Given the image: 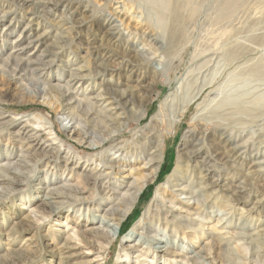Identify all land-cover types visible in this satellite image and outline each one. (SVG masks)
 Returning <instances> with one entry per match:
<instances>
[{
	"label": "bare ground",
	"instance_id": "1",
	"mask_svg": "<svg viewBox=\"0 0 264 264\" xmlns=\"http://www.w3.org/2000/svg\"><path fill=\"white\" fill-rule=\"evenodd\" d=\"M100 1L99 5H93L90 0H0V26L6 28L9 35L17 32L16 36L10 39L5 59L0 58V61L12 76L17 75L25 79L23 76L28 75L29 81L34 80L36 83L39 82V77L43 76L40 69L45 63L44 60L31 56V52L26 54L28 47L32 45L34 49L44 40L53 37L49 43L53 49L47 46L43 50L48 52L47 63H50L62 57L64 45L70 46L63 56L66 53L77 56L72 58L68 56L65 72L58 73L56 82L47 84L39 93L48 95L54 91L59 114L79 124L82 123L83 126L80 128L97 140L95 144H89L93 150L90 152L92 157L83 156L76 151L74 145L66 139L68 143L63 140V135L57 131L51 119L45 120L38 113L23 116H5L0 113V188L5 190L6 186V189L17 190L28 174L40 166L46 178L42 181L41 187V190L45 191L42 200L46 206L56 211L66 198L79 208L90 209L91 206H95V211L101 215L98 219L99 225L114 231L133 208L139 195L146 192L149 185L156 181L157 168L161 162V169L163 161L160 159L165 153L164 147L161 146L162 133L159 125L165 126L171 118L152 119L144 128L135 131V138L126 141L118 149L140 158L142 166L135 165L136 158L134 162H124L109 156L102 157L99 146L107 145L110 139L121 134L122 130L125 131L126 126L133 120L140 121L143 114L142 102L135 99L137 96L135 92L144 87V78L149 77L152 83L157 82L158 77L164 72V67L182 56H167L169 52L167 49H163L165 56L150 55L144 46H136L134 41H131L130 34L124 35L118 25V21H121L120 16L130 15L128 0ZM149 1L158 6L163 2ZM177 3L175 1L170 10L174 23H178L182 16ZM87 17L89 24L82 25ZM81 36H84L83 40ZM73 46L76 47L72 50ZM115 46L121 47L122 52H117ZM0 48L1 53L3 52L1 45ZM127 50L133 53L132 56L126 53ZM212 58L210 56L200 66L187 72L185 82L183 84L180 82L176 88L179 92L178 104H174V98L169 99L171 95L160 106L159 114H164L168 102L171 101V106L175 105L171 116H181L188 120L190 118L188 112L193 110V100L202 92H204L202 95H205L200 104L195 103L196 112L191 121L189 123L187 120L184 121L187 126L183 131L182 148L178 150L173 172L165 182L168 188L164 189L163 193L157 189L152 195L142 216L143 222L139 223V228L143 232H139L138 241L145 243L146 239L142 233L152 234L156 231V228L146 226L145 222L150 220L160 224L164 231L181 236V241L189 240L191 243L189 245L193 247L197 246L200 240L206 239L203 241L204 245L202 243L203 246H199V251L206 249L205 256L208 258L212 257L217 245V249L223 253L220 264H253L247 258L249 254L256 255L264 264V239H260L264 234L260 233L256 223L245 224L247 232L230 234L221 228L220 220L211 221L213 212L207 213L204 209L206 202L211 200L212 204L217 205L220 212L222 210L226 215H235L239 210L238 221L245 215L264 217V189L255 188L257 184L253 175L255 172L251 169L255 163L250 161L249 157L234 156L233 141L227 137L231 132L238 134L252 126L260 127L259 137H264V69L254 68L252 64L245 65L248 61L245 60L244 63L240 56L231 55V58L222 59L223 64L237 62L239 69L242 68L239 72L241 77L236 80L237 82L232 81L234 85H231V88L222 89L221 83L214 86L211 79L205 78L206 82L201 86L198 84L200 87L196 92L189 94L192 86L199 80L198 75L203 72L202 69L205 68L204 71L210 69L209 63ZM38 60L42 62L39 64ZM73 62L74 65L69 67ZM114 62L119 64L118 70L114 68ZM156 63L158 67H155ZM3 73L5 72L0 70V74ZM123 75L125 81L122 80ZM212 94L216 95L210 97ZM200 97L201 94L197 99ZM23 108L25 106L21 107ZM146 113L144 112V115ZM179 127L180 125L176 126L177 129ZM5 134L8 137L4 138ZM169 138L165 136L164 143ZM145 169H151V174H146ZM242 169L246 172L243 173ZM234 171L241 175L242 180H238L236 185H231V182L228 183L226 180L227 184L224 183L220 173H226L223 175L225 178L231 173V178H235ZM154 175L155 180L152 182ZM227 185L229 187H226ZM242 190H246L244 191L247 193L246 197L240 196ZM180 194L189 195L195 199L197 205L193 206L177 199L176 195ZM248 200L252 206L245 209ZM29 212L32 215L31 221L36 224H40L44 219V216L36 214L37 210L33 208ZM88 218L90 216L84 219V222L89 221ZM234 227L244 229L240 225ZM82 232L85 230L72 229L71 236L80 242ZM252 233H255L260 241L252 238ZM92 234L102 241L110 240L108 232L97 230ZM236 235L242 237L237 239ZM165 243H167L165 238L149 240L147 249L135 255L137 261L140 264H153L156 254L161 252L170 257L168 259L162 256V264H190L186 257L176 261L175 257L180 256L178 252L161 250ZM204 246L207 248L204 249ZM132 249L136 251L137 245H133ZM149 250L154 255L151 259H148ZM87 253L93 254L92 264H102L105 249L99 242L94 241L92 247L87 248ZM125 257H128V249L125 250ZM123 264L129 262L125 260Z\"/></svg>",
	"mask_w": 264,
	"mask_h": 264
},
{
	"label": "rangeland",
	"instance_id": "2",
	"mask_svg": "<svg viewBox=\"0 0 264 264\" xmlns=\"http://www.w3.org/2000/svg\"><path fill=\"white\" fill-rule=\"evenodd\" d=\"M175 1L176 3L178 2L177 4H179L178 6L181 11L180 15H182L178 23H174L172 12L170 11ZM90 2L93 5H99L98 3H101L100 0H90ZM152 4L154 5L149 0H128L130 15L126 16L123 14V17L120 16L121 21H118L120 29L124 35L130 34V39L132 42L134 41L136 46H144V49L150 55L165 56V50L167 49L169 50L167 56L182 57L180 59L178 58L174 63L170 62L167 67H164V72L158 77L157 82L152 83L151 78H144V87L139 91L140 93L135 92V96L137 95L135 99L142 102L143 114L140 121L133 120L126 126L125 131L122 130L121 134L110 139L107 145L104 146V144H101L99 148L102 151V157L109 156L117 160L121 159L124 162H134L137 159L135 165L140 164L142 166L143 163L140 158H136L135 155L133 156L129 153L126 154L125 151L123 152L118 149L126 141H131L135 138V131L144 128L152 119L171 118L165 126L159 125L162 133L160 138L161 146L164 147L165 153L163 158L161 153L163 160H160L163 161V165L160 169L161 162H159L156 181L149 185L146 192L139 195L133 208L129 210L126 217L118 225L119 228L112 231L110 228L99 225L98 219L101 215L100 212L95 211V206H91L90 209H87V207L79 208L68 198L65 199V202L56 211L46 206L42 200L45 197V191L41 190V187H43L42 181L46 179L45 174L41 171L42 168L40 166L34 168L33 172L28 174V177L25 178L21 187L17 190L6 189V186L5 190H1L0 188V264H92L93 254H88L87 248H91L94 241L99 242L105 249L103 255L104 260L101 261L102 264H123L125 260L129 264H140L136 256L147 249L146 246L149 240L155 241V238L167 239V243H165L164 247H161V250L168 249L180 253V256L175 257L176 261L185 259L186 257L190 264H207V262H211V264L221 263L223 253L219 251V248L217 249V245L215 246L216 249H214L212 257L208 258L205 256V248L207 247L204 246L205 250L199 251V246L202 247L204 245L203 241L205 242L206 239L200 240L197 246L193 247L189 245L191 244L189 240L185 239L181 241V236H175L167 230L164 231L163 227L155 221L148 220L145 222L146 226L150 225L156 228V231L152 234L142 233L145 236L146 242L140 243L138 241L139 232L143 231L139 228V223L143 222L142 216L155 190L158 189L160 193H163V190L168 188L165 182L167 177L173 172L177 152L182 148L184 127L187 126L186 124L195 115V103L200 104L205 95H202L204 93L202 92L200 93V98L197 99L200 95L198 94L193 100V110L191 109L188 112L190 114L188 120L181 116H171L175 109V105L171 106V101V103L168 102L164 114H159L161 113L159 112L160 106L171 95L172 97H169V99L174 98V104H178L179 100L177 97L179 92L176 91L177 86L179 87L180 82L182 84L185 82L184 78L189 70L200 66L210 56L213 57L209 63L210 69L206 71H204L205 68L202 69L203 72L198 75L199 80L192 86L189 94L195 93L196 89L206 82L205 78L211 79L214 86L221 83L223 85L222 89L225 87L229 89L231 85H234L232 84L233 82L238 81V78L241 77L239 72L242 71V68L239 69V65H237L239 63L237 62H225L223 64L222 59H225V57L231 58V55L240 56L242 62L245 63V60L246 62L248 61L245 65L252 64L254 68L260 67L264 69V0H163L161 4L159 3L162 7L156 4L154 8ZM79 18L81 17L79 16ZM88 21L89 18L87 17L81 24L88 25ZM7 31L6 28L0 26V45L3 49L2 54L0 53V58L2 60L6 57L5 52L11 41L10 39L17 34V32H14L13 35H9ZM52 39L53 37L44 40L39 46L34 47V49L31 45L26 52V54L31 52V56L44 60L43 62L45 64H42L40 69L43 76L39 77V82L35 83L34 80L29 81L30 76L28 75L23 76L26 80L17 75L12 76L7 71L8 68L0 61V70L5 72L0 74V113L5 116H23L38 113L45 120L51 119L57 131L63 135V140L66 139L70 144L74 145L80 155L92 157L90 152L93 150L89 147V144H95L97 140L85 133L84 129L80 128L83 126L82 123L79 124L77 121L74 122L64 115L59 114L57 101L54 98V91L48 95L47 93H39V90H42L47 84H54L56 82L58 73L65 72L68 56L71 58L72 56H77L75 54L67 55V53L63 56L64 52L70 49V46L64 45L61 53L62 57L56 59L54 62L47 63L48 56L46 55L48 52H44L43 50L45 49L44 47H51L49 43ZM81 39L83 40L84 36H81ZM22 42L25 43L26 40H22ZM75 47H71L72 50ZM114 48L117 52H122L121 47L115 46ZM163 49L165 50L163 51ZM126 53L130 54V56L133 54L129 50ZM37 62L40 64L42 61L38 60ZM74 63L69 67L73 66ZM113 66L116 70L120 68L117 62H114ZM155 67H158L157 63ZM215 69L216 72H214ZM213 77L215 78L212 80ZM122 80L125 81L124 75L122 76ZM215 95L212 94L210 97H214ZM23 106L25 108L21 109ZM144 112L147 113L144 115ZM185 120H187V123L184 124ZM178 125H180L179 129L176 128ZM258 128L260 127L252 126L238 134L231 132L227 137L233 141V146L235 147L233 151L234 156L236 155L241 158L249 157L250 161H254L253 163L255 164H252L251 169L255 173L258 171L256 174H253L255 176V182H257L255 188L259 189L258 187H260V189H264V183H262L264 181V137H259ZM165 136L170 137L166 143H164ZM6 137L8 136L5 134L4 138ZM114 164L118 165L117 162H114ZM225 172L227 173V171ZM242 172L245 173L246 171L242 169ZM145 173L150 175L151 169H145ZM226 173H220L222 180L226 184L227 182L225 180L228 183L231 182V185H236L238 180H242L241 175L239 173L236 174L235 171V178H231V173H228L225 178L223 175ZM154 180L155 175L152 182ZM241 184L245 186L243 183ZM226 187H229V185ZM244 191L246 190H242L240 192L241 194L239 193L241 197L247 196V193ZM176 198L190 205H197L195 199L189 195L180 194L176 195ZM251 206V202L248 200L244 208L247 209ZM31 208L37 210L36 214L44 216L40 224L31 221L32 215L29 212ZM204 209L207 213L213 212L211 221L216 222L220 220L221 228L230 234L234 232H247L245 224L249 222L256 223L255 225L260 229V233L264 234V227L262 226L264 225V217L262 216L248 217L245 215L241 221H238L237 218H239L240 214L237 212L239 210L235 212V215H226L224 211L222 212L221 210L220 212V208L217 205L214 206L211 200L206 202ZM88 216H90L88 218L90 220L84 222V219ZM235 225L243 226L242 228L244 229H237L234 227ZM72 229L77 231L85 230V232L87 230V232H82V236L79 237V242L72 238ZM97 230L108 232L110 240L108 239L109 241L105 242L95 238V235L92 233L94 231L97 232ZM251 235L257 241L264 239V235L260 239L255 236V233ZM241 237L236 235L237 239ZM133 245H137L138 249L136 251L132 249ZM127 249L128 257H125V250ZM217 252H220V254ZM148 254V259L154 256L150 250ZM162 256L168 259L170 258L168 255L158 252L153 264H162ZM247 258L253 264H262L256 255L249 254Z\"/></svg>",
	"mask_w": 264,
	"mask_h": 264
}]
</instances>
